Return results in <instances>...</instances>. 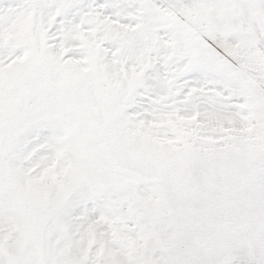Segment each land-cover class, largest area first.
I'll return each mask as SVG.
<instances>
[{"label":"snow or ice","instance_id":"obj_1","mask_svg":"<svg viewBox=\"0 0 264 264\" xmlns=\"http://www.w3.org/2000/svg\"><path fill=\"white\" fill-rule=\"evenodd\" d=\"M0 264H264V0H0Z\"/></svg>","mask_w":264,"mask_h":264}]
</instances>
